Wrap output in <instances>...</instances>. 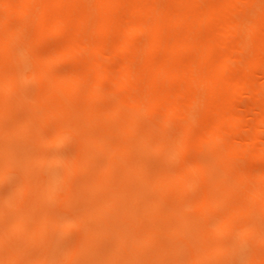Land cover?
Returning <instances> with one entry per match:
<instances>
[{
    "label": "rangeland",
    "instance_id": "1",
    "mask_svg": "<svg viewBox=\"0 0 264 264\" xmlns=\"http://www.w3.org/2000/svg\"><path fill=\"white\" fill-rule=\"evenodd\" d=\"M142 1L149 5H163L173 10L180 8L175 3L176 0ZM215 2L216 0H199L195 5H198L197 9H203ZM234 3L237 5L236 8L233 4L234 9H230L225 17L221 15L218 17L231 22L241 18L252 21L258 18L263 19L261 14L264 0H256L251 10L244 5L245 0ZM24 4L25 0H14L13 2L14 7ZM78 6L82 10L85 9L87 0H82ZM193 10L194 8L190 7L188 14H193ZM135 15V12L126 9L125 4L120 7L118 17L124 20ZM20 22V18L13 11L6 13L0 8V59L4 56L6 47L12 46L13 42L21 43L22 39L24 41L27 38L23 32L16 33L14 30V26ZM30 27L32 29V26ZM74 28L75 24L73 30ZM73 30H69L70 33ZM184 30L185 25L178 24L169 34L160 36V40L164 44L171 43L179 38L178 35L183 34ZM194 30L197 35L204 37L212 34L214 26L202 22ZM69 31L50 30L47 32V37L50 40H67L70 35ZM93 37L99 40L98 36L93 35ZM146 38L147 33H138L134 36L133 42L142 43ZM252 38L250 48L234 52L233 60L225 70V76L242 75L243 67L248 65L252 58L264 55V22L253 31ZM230 39L236 42L238 36L234 35ZM9 40L13 42L8 44ZM11 48L19 50L18 47L12 46ZM61 53L62 45L59 44H47L36 50L35 54L40 60L46 57L55 60L56 64L49 71L50 78L67 77L71 71L82 67V61L91 52L83 49L80 61L62 58ZM193 53V49L184 48L180 52L181 61L190 59ZM126 57H128L127 53H118L113 59L103 57L101 61L103 66L113 68L120 62L122 63ZM155 58L159 59V55ZM137 60L139 61L134 70L142 66V60ZM38 65L42 64L30 55L29 59H24V61L14 60L5 69L7 72L18 73L23 78L9 94V111L0 119V141H9V143L13 141L10 146L16 165L7 175L0 178V235L4 234L6 229L11 228L18 209L23 213H30L32 191L26 187L21 189L23 178L26 176L31 180L38 178L43 184L55 183V190L51 197L43 203L42 207L35 208L33 213H37V217L44 213L54 223L57 221L62 224L59 228L52 226L47 229L48 238L45 243L41 240L32 241L30 239L31 225L29 224L20 232H10L7 237L8 241L0 244V264H8L2 255L11 251L19 257L16 264H33L44 256L48 257L46 264H190L194 257V244L191 239L196 229L203 225H217L224 221L230 211V205H221L203 220L193 212L191 207L186 208V211L177 210L171 216V209L177 202V196L167 186H152L154 177L163 176L161 175L163 172L175 173L180 164L197 159L210 165L212 169L207 177H202L199 172L193 174L196 178L195 185L185 189L190 206L203 189H207L212 181L219 179L225 181L234 201L244 200L264 172V123L254 125L260 112L264 111V67L255 65L249 69L246 82L253 84V91L243 89L234 94L232 98L227 112L232 111L244 119V125L237 130V136L234 137L226 132L220 138L210 137L203 141L201 150L184 149L174 158L168 159L163 148L156 149L155 145H159L160 142L171 144L184 135L189 141H195L200 131L198 124L193 126L188 121L181 122L174 118L162 122L158 114H134L123 110L116 118L117 129L115 131L102 130L94 134V128L69 129L59 141L52 142L51 133L61 117L50 114L47 107H34L27 102L34 99L44 89V82L31 76ZM178 83V80L160 78L158 80L159 86L175 87ZM105 86L106 83L103 82V88L97 99L98 105L105 110L116 98L141 93L138 88L125 86L117 88L111 95L105 93ZM79 104L77 99L67 98L66 105L72 115H77ZM209 108L199 104L190 112L192 116L202 118L208 115ZM35 114L36 117H33ZM29 121L31 123H28ZM12 127L20 129L10 137L8 132ZM124 129L127 130L126 134ZM252 132L257 133L253 147L263 150L261 154L228 165L220 160V152L226 146H246ZM93 136L100 138L101 142L96 144ZM130 142L135 149L141 142L149 144L146 150L147 157L140 166L135 167L138 160L136 155L123 154L127 149L131 150ZM86 146L91 151L89 154L94 153V155L86 159L84 169H80V164L84 161L81 159L82 152ZM43 154L49 157V161L40 164V167L36 165L34 174L29 173L24 167L27 161ZM109 160L115 166L107 172L105 167ZM77 163V168H70ZM126 165L130 170L135 167L133 171L141 179L142 184L140 189L135 188L132 192L125 194L120 193V187ZM131 184L133 187L136 186V182ZM95 185L98 189H94ZM83 187L94 189L91 193L88 190L84 191L93 197L92 200L100 204H111L100 217L90 220L93 236L89 249L74 253L76 245L85 237L88 228L72 219L81 211V203L71 201V198L75 196L74 193L79 194L80 188ZM72 191L74 192L71 194ZM251 200L259 206L257 198L253 197ZM235 219L237 227L222 233L218 238L224 243V249L207 258L203 264H244L247 261L264 259V211L260 210L255 218L241 213ZM63 224L65 226H62ZM242 230L246 231L244 237H240ZM150 231L159 237L146 239Z\"/></svg>",
    "mask_w": 264,
    "mask_h": 264
},
{
    "label": "bare ground",
    "instance_id": "2",
    "mask_svg": "<svg viewBox=\"0 0 264 264\" xmlns=\"http://www.w3.org/2000/svg\"><path fill=\"white\" fill-rule=\"evenodd\" d=\"M81 1L25 0L24 5L14 7V0H0L2 10L6 13L13 11L20 18L21 22L14 26L15 32H23L27 35V38L24 41L22 39L21 43L9 40L8 44L13 42L12 46L18 47L19 50L11 48L12 46L6 47L4 56L0 59V119L3 114L9 111V94L23 78L22 75L7 72L5 69L14 60L24 61L33 55L42 65H38L31 76L43 81L44 89L34 99L27 102L34 107H47L50 114L61 117L51 133L52 142L59 141L69 129L94 128V134L100 133L102 130L105 132L115 131L117 129L116 118L123 110L134 114H158L162 122L174 118L181 122L188 121L193 126L199 125L200 131L195 141H189L184 135L171 144L160 142L159 145H155L156 149L163 148L168 159L174 158L184 149L201 150L203 141L210 137L220 138L226 132L231 133L234 137L237 136V130L244 125V119L232 111H227L231 106L234 94L243 89L254 90L253 84L246 82L247 74L252 66L264 67V55L252 58L250 63L243 67L240 76H225V70L232 62L235 51L251 47L253 31L264 22V8L261 14L262 20L258 18L252 21L241 18L231 22L218 16L225 17L230 9H234L233 4H235V8L237 7L234 2L239 0H216L214 4L203 9H197L198 5H195L199 0H176L175 3L180 6L176 10L163 5H149L142 0H87V6L82 10L78 6ZM255 2L256 0H245L244 5L248 10H251L252 4ZM125 4L126 9L135 12L136 15L120 20L119 9ZM190 7L194 8L193 14H188ZM202 22L214 26L212 34L201 37L195 33V27ZM178 24L185 25L184 33L179 34V38L174 39L171 43L164 44L160 40V36L169 34L172 28ZM50 30L73 31L72 33L69 31L70 35L67 40H50L47 37V32ZM143 32L147 33L146 40L142 43H134V36ZM93 35L98 36L99 40H96ZM234 35L238 36L236 42H232L230 39ZM47 44L62 45V58L80 61L83 49H88L91 53L82 61V67L71 71L67 77L50 78L49 71L56 64L55 60L49 57L40 60L35 54L37 49ZM184 48H191L194 53L190 59L183 62L180 52ZM118 53H127L128 57L113 68L103 66L101 58L113 59ZM156 55H159V59L155 58ZM137 59L142 60V66L134 70L139 61ZM159 78L178 80L179 83L175 87L159 86ZM103 82L106 83V88H104L106 94L112 95L117 88L125 86L138 88L141 93L116 98L105 110L97 103ZM68 97H73L80 102L76 116L68 110L66 105ZM199 104L210 107L208 115L202 118L194 117L190 112ZM33 117H36V114ZM39 117L42 118V116ZM262 123H264V111L260 112L254 125L258 126ZM12 128L8 132L10 137L20 129ZM124 133H127L126 129H124ZM3 134L5 135V133ZM256 134L255 132L251 133L246 146H226L220 152V160L228 165L261 154L263 150L253 147L257 139ZM94 139L96 144L101 142L98 137H94ZM12 142L0 141V178L7 175L16 166L10 146ZM130 144L131 150L127 149L123 154L136 155L138 160L135 167L140 166L147 157L146 150L149 144L141 142L136 146V149L131 142ZM89 153L91 151L87 149V146L84 147L81 157L84 161L81 162L80 169H84L85 160L94 155V153ZM37 156L33 160H28L24 166L29 173L34 174L36 165L40 167V164L49 161L46 154ZM111 160L105 167L107 172H110L115 166ZM77 166L78 163L70 168H77ZM133 169L130 170L127 165L125 166L120 193L126 194L135 188L136 190L141 188L142 181ZM211 169L210 165L195 159L180 164L175 173L163 172L161 174L163 176H155L153 184L151 182L152 186L161 187L164 185L175 192L177 202L171 209V216L177 210L186 211V208L191 207L193 212L203 220L205 216L211 215L214 209L221 205H230V211L224 221L217 225H203L196 229V233L191 239L194 244V257L190 264H203L207 258L224 249V243L218 238L222 233L237 227L235 217L238 214L245 213L255 218L260 210L264 211V172L244 200L234 201L225 181L219 179L212 181L207 189H203L190 206L187 202L185 189L195 185L196 178L193 174L199 172L202 177H207ZM133 182H136L134 187L131 184ZM22 187L30 189L33 194L30 213L17 210L11 228L6 229L4 234L1 233L0 244L8 241L7 237L10 232H20L28 224L31 225L30 239L32 241L41 240L45 243L48 238L47 229L52 226L59 228L62 224L57 221L54 223L44 213L39 214L38 217L37 213H33L35 208L42 207L43 203L51 197L55 190V183L43 184L38 178L31 180L26 176L23 178L21 189ZM94 189H98L97 185ZM94 189L91 187L80 188L81 192L74 193L75 196L71 198V201L81 203V211L72 219L81 225L88 226L85 237L76 245L74 253L89 249L93 236L90 220L100 217L111 204H100L84 192L88 190L91 193ZM136 196L139 197V194L136 193ZM253 197L259 200V206L252 203ZM159 220L163 219L159 218ZM245 234L246 231L242 230L240 237H244ZM153 237H159V235L150 231L146 239ZM2 256L8 264H16L19 259L13 251ZM47 260L48 257L44 256L33 264H46ZM244 264H264V259L247 261Z\"/></svg>",
    "mask_w": 264,
    "mask_h": 264
}]
</instances>
